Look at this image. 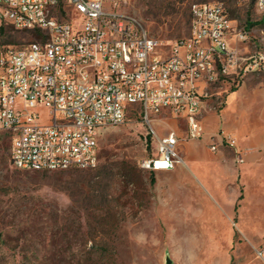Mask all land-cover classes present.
<instances>
[{
	"label": "built area",
	"instance_id": "2783aa9c",
	"mask_svg": "<svg viewBox=\"0 0 264 264\" xmlns=\"http://www.w3.org/2000/svg\"><path fill=\"white\" fill-rule=\"evenodd\" d=\"M240 1H253L262 19L264 0ZM121 9L118 0H0V133L10 138L14 169H96L101 131L122 125L135 105L147 122L182 119L186 138H199L206 100L222 96L226 85L264 75V51L249 48L248 34L221 3L195 5L190 36L170 42ZM9 28L37 40L7 42ZM226 40L236 46L226 48ZM181 142L174 131L158 137L142 168L184 165ZM227 143L237 146L234 137Z\"/></svg>",
	"mask_w": 264,
	"mask_h": 264
},
{
	"label": "rangeland",
	"instance_id": "374dc122",
	"mask_svg": "<svg viewBox=\"0 0 264 264\" xmlns=\"http://www.w3.org/2000/svg\"><path fill=\"white\" fill-rule=\"evenodd\" d=\"M118 1L123 13L164 42L190 36L195 5L221 3L248 34L249 46L264 51V15L252 4ZM14 34L18 43L37 40L31 33ZM213 101L220 107L224 97ZM172 127L170 117L147 122L141 107L132 106L122 125L101 131L96 169L47 173L14 169L10 138L0 133V264H264V168L258 188L240 187L233 237H203L202 225L210 223L173 198L178 184L159 212L160 193L171 178H160L142 163ZM194 225H201L199 231Z\"/></svg>",
	"mask_w": 264,
	"mask_h": 264
},
{
	"label": "crops",
	"instance_id": "0c3cea01",
	"mask_svg": "<svg viewBox=\"0 0 264 264\" xmlns=\"http://www.w3.org/2000/svg\"><path fill=\"white\" fill-rule=\"evenodd\" d=\"M229 44L230 48L236 46L233 40ZM239 48L246 50L245 46ZM261 77L264 75L248 77L233 88L224 86L220 107L213 98L206 100L199 118V138L187 139L185 121L167 116L175 122L171 131L182 139L180 151L185 164L169 171H156L160 178H171L160 193L159 212L170 201L169 191L178 184L179 192L173 198L179 204L189 205L197 218L210 223L202 225L206 231L203 237H233L232 223L237 218L242 195L240 187L258 188L259 174L264 168V78ZM229 137L236 139V147L227 143ZM194 226L199 231L201 225Z\"/></svg>",
	"mask_w": 264,
	"mask_h": 264
},
{
	"label": "bare ground",
	"instance_id": "6f19581e",
	"mask_svg": "<svg viewBox=\"0 0 264 264\" xmlns=\"http://www.w3.org/2000/svg\"><path fill=\"white\" fill-rule=\"evenodd\" d=\"M221 9L225 10L222 4ZM226 48H230L229 40H226ZM130 61H137V54H130ZM81 73L85 75V77H93V70H91L89 66H81Z\"/></svg>",
	"mask_w": 264,
	"mask_h": 264
},
{
	"label": "trees",
	"instance_id": "16d2710c",
	"mask_svg": "<svg viewBox=\"0 0 264 264\" xmlns=\"http://www.w3.org/2000/svg\"><path fill=\"white\" fill-rule=\"evenodd\" d=\"M251 4L253 5L254 2L252 1ZM7 32H8V34H7V37H6V41L7 42H12V43L17 42L16 35L14 34V32H16V31L13 28H9Z\"/></svg>",
	"mask_w": 264,
	"mask_h": 264
},
{
	"label": "water",
	"instance_id": "95a60500",
	"mask_svg": "<svg viewBox=\"0 0 264 264\" xmlns=\"http://www.w3.org/2000/svg\"><path fill=\"white\" fill-rule=\"evenodd\" d=\"M167 263L170 264V261L168 260Z\"/></svg>",
	"mask_w": 264,
	"mask_h": 264
}]
</instances>
